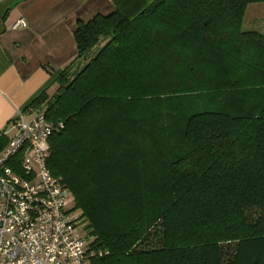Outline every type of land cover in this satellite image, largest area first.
Segmentation results:
<instances>
[{
    "label": "trees",
    "instance_id": "1",
    "mask_svg": "<svg viewBox=\"0 0 264 264\" xmlns=\"http://www.w3.org/2000/svg\"><path fill=\"white\" fill-rule=\"evenodd\" d=\"M254 3L113 0L77 23L75 58L23 111L64 124L47 166L103 252L89 264H264Z\"/></svg>",
    "mask_w": 264,
    "mask_h": 264
},
{
    "label": "built area",
    "instance_id": "2",
    "mask_svg": "<svg viewBox=\"0 0 264 264\" xmlns=\"http://www.w3.org/2000/svg\"><path fill=\"white\" fill-rule=\"evenodd\" d=\"M14 125L0 153V264H89L103 252L93 247L68 187L47 166L49 139L64 124L31 110Z\"/></svg>",
    "mask_w": 264,
    "mask_h": 264
},
{
    "label": "crops",
    "instance_id": "3",
    "mask_svg": "<svg viewBox=\"0 0 264 264\" xmlns=\"http://www.w3.org/2000/svg\"><path fill=\"white\" fill-rule=\"evenodd\" d=\"M112 10L113 0H0V136L9 141L29 102L55 90L52 81L76 56L77 23ZM19 19L26 26L14 27Z\"/></svg>",
    "mask_w": 264,
    "mask_h": 264
},
{
    "label": "rangeland",
    "instance_id": "4",
    "mask_svg": "<svg viewBox=\"0 0 264 264\" xmlns=\"http://www.w3.org/2000/svg\"><path fill=\"white\" fill-rule=\"evenodd\" d=\"M242 30L257 31L264 35V3L249 4L244 14ZM98 47L91 54L93 55ZM54 92V91H51ZM3 149L0 150V153ZM71 206H73V197H71Z\"/></svg>",
    "mask_w": 264,
    "mask_h": 264
}]
</instances>
